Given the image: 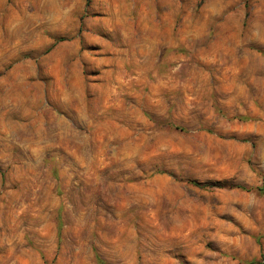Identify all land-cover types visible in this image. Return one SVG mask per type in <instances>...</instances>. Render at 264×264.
I'll use <instances>...</instances> for the list:
<instances>
[{
  "label": "rangeland",
  "instance_id": "374dc122",
  "mask_svg": "<svg viewBox=\"0 0 264 264\" xmlns=\"http://www.w3.org/2000/svg\"><path fill=\"white\" fill-rule=\"evenodd\" d=\"M264 0H0V264L264 262Z\"/></svg>",
  "mask_w": 264,
  "mask_h": 264
},
{
  "label": "trees",
  "instance_id": "16d2710c",
  "mask_svg": "<svg viewBox=\"0 0 264 264\" xmlns=\"http://www.w3.org/2000/svg\"><path fill=\"white\" fill-rule=\"evenodd\" d=\"M261 192H264V188H259ZM250 264H264V262H258V261H250Z\"/></svg>",
  "mask_w": 264,
  "mask_h": 264
}]
</instances>
